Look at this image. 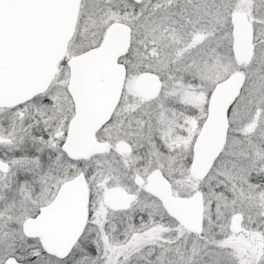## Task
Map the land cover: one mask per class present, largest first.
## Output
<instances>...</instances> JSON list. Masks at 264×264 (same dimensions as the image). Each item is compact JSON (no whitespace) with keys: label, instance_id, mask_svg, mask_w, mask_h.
Returning a JSON list of instances; mask_svg holds the SVG:
<instances>
[{"label":"snow or ice","instance_id":"1","mask_svg":"<svg viewBox=\"0 0 264 264\" xmlns=\"http://www.w3.org/2000/svg\"><path fill=\"white\" fill-rule=\"evenodd\" d=\"M0 264H264V0H0Z\"/></svg>","mask_w":264,"mask_h":264}]
</instances>
